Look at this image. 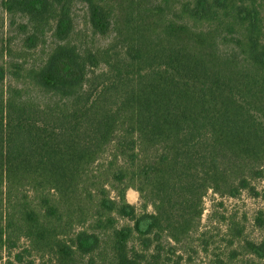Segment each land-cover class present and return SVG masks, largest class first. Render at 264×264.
Wrapping results in <instances>:
<instances>
[{"label":"trees","instance_id":"obj_1","mask_svg":"<svg viewBox=\"0 0 264 264\" xmlns=\"http://www.w3.org/2000/svg\"><path fill=\"white\" fill-rule=\"evenodd\" d=\"M74 1L2 2L10 25L21 17L29 50L50 22L54 46L32 71L38 99L5 88L17 77L0 65V242L17 210L21 238L60 264L97 254L192 264L210 234L207 195L257 196L264 177V0H194L181 11L135 0L121 27L105 0H78L94 36L114 33L95 51L71 41ZM115 216L132 224L117 227ZM225 228L226 264L262 263L264 240Z\"/></svg>","mask_w":264,"mask_h":264},{"label":"rangeland","instance_id":"obj_2","mask_svg":"<svg viewBox=\"0 0 264 264\" xmlns=\"http://www.w3.org/2000/svg\"><path fill=\"white\" fill-rule=\"evenodd\" d=\"M0 0V65H5L8 74L15 75L14 80L11 76H7L4 86L21 85L26 91H30L34 99L39 98V91L33 85V74L46 61L48 54L54 46L52 38L53 23L43 28V34L37 40L35 48L29 50L24 42L25 35L21 32L22 19L18 15L14 17L13 25H10V17L5 13L2 2ZM135 0H105L106 5L115 14V20L121 27V18L128 6H134ZM190 3L194 4V0H145L142 4L144 8L150 7L152 4L162 5L165 11L169 8H178ZM71 16L74 20V34L71 41L76 46L95 51L109 45L113 39L111 34L109 39L94 36L87 22V8L82 1H74L71 7ZM44 35V36H43ZM258 192L257 196H253L248 192H243L236 198L219 197L213 193H209L205 199V211L202 217L203 230H210V234L202 241L204 252L193 254L191 260H185L192 264H226L229 253L227 247V238L224 237L225 227L228 222L233 221L236 229L241 231L242 236L255 243L264 240V177L255 184ZM27 197L29 206L27 210L35 209L36 196L31 193L24 194ZM126 201L130 205L136 207L137 212L141 213V202L139 194L133 189L126 192ZM147 212L151 213L152 209L147 208ZM15 214L13 232H9L8 236L0 242V264H60L54 252L46 244L39 243L29 244L27 240L21 238V231L18 228L21 223L18 220L19 211L12 212ZM1 214V212H0ZM214 214V215H213ZM212 216V217H211ZM116 226L122 227L131 225L128 220H124L115 216ZM215 219H219L215 221ZM3 223L0 220V230ZM237 230H235L236 232ZM8 238V239H7ZM201 243V242H200ZM209 243V247L206 244ZM106 244H108L106 242ZM108 249V246H106ZM104 250H102L103 252ZM101 252V253H102ZM108 252V251H107ZM20 256V259H17ZM110 255L106 258L97 254L94 257V264H112ZM76 264H89V260L78 258ZM261 264H264V260Z\"/></svg>","mask_w":264,"mask_h":264}]
</instances>
